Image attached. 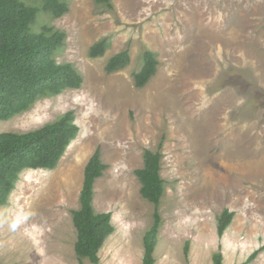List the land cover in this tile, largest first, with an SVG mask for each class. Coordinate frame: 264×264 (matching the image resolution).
Here are the masks:
<instances>
[{
  "label": "rangeland",
  "instance_id": "obj_1",
  "mask_svg": "<svg viewBox=\"0 0 264 264\" xmlns=\"http://www.w3.org/2000/svg\"><path fill=\"white\" fill-rule=\"evenodd\" d=\"M67 1L65 14L41 12L31 29L65 31L56 60L76 67L81 87L0 120V133L33 130L68 111L79 130L55 168L23 170L0 206V264H79L71 211L97 148L107 168L93 205L111 213L115 229L96 264H143L154 206L134 170L160 142L165 191L154 264H214L215 253L221 264L242 263L264 246V0ZM101 39L103 55L90 57ZM124 49L129 63L107 73L108 59ZM145 50L159 64L137 88ZM224 209L234 215L219 236ZM249 264H264V249Z\"/></svg>",
  "mask_w": 264,
  "mask_h": 264
},
{
  "label": "trees",
  "instance_id": "obj_2",
  "mask_svg": "<svg viewBox=\"0 0 264 264\" xmlns=\"http://www.w3.org/2000/svg\"><path fill=\"white\" fill-rule=\"evenodd\" d=\"M98 5L111 6L110 0H94ZM31 3V2H30ZM24 0H0V120H9L29 110L36 101L56 96L66 89H78L82 74L70 62H57L56 57L65 45L66 33L50 24L31 29L39 14L45 12L59 18L68 11L67 0H41L39 7ZM107 42L101 39L89 49L90 57L103 55ZM130 61L129 50L112 55L105 71L112 73L123 69ZM157 55L145 50L142 65L133 73L134 85L143 87L156 73ZM79 130L73 111L59 116L55 121L24 132L0 133V206L6 205L25 169H53ZM161 144L155 151H143V166L134 170L140 182L142 198L153 204V221L143 237V264H154V251L158 239L161 217L158 207L165 191V181L160 175ZM99 148L89 158L80 191L78 209L72 210L76 230L74 252L79 261L88 259L96 264L98 251L108 235L114 231L110 212H97L93 205L95 180L103 174ZM234 213L224 209L218 216L217 233L222 236ZM189 243H186L187 253ZM264 249L254 250L242 263L249 264ZM214 264H221L222 255H213Z\"/></svg>",
  "mask_w": 264,
  "mask_h": 264
}]
</instances>
